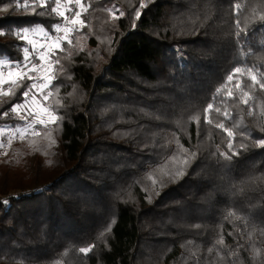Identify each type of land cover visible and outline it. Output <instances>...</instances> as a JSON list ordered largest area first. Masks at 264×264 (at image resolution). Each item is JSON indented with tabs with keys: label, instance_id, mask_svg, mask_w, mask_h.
Listing matches in <instances>:
<instances>
[{
	"label": "trees",
	"instance_id": "16d2710c",
	"mask_svg": "<svg viewBox=\"0 0 264 264\" xmlns=\"http://www.w3.org/2000/svg\"><path fill=\"white\" fill-rule=\"evenodd\" d=\"M46 3L0 0V59L21 60L16 31L60 23ZM82 3L85 25L53 58L58 122L0 157V264H264V0ZM16 83L0 126L21 123Z\"/></svg>",
	"mask_w": 264,
	"mask_h": 264
},
{
	"label": "snow or ice",
	"instance_id": "6c2138e0",
	"mask_svg": "<svg viewBox=\"0 0 264 264\" xmlns=\"http://www.w3.org/2000/svg\"><path fill=\"white\" fill-rule=\"evenodd\" d=\"M11 2V0H10ZM151 2V0H149ZM73 4L79 6V8L84 9L86 11L87 9L84 8V5L82 3V0H68V3L65 7V10H61L62 0H55V6L50 8V13H47L48 15L56 14V16L61 17L63 19V23H54L51 28V32L45 30L44 28L39 29V38H35V34L37 30L35 28H29L24 27L21 30H18L15 32V35L20 37V40L26 41L28 46H31V53L35 54L34 59L37 61H40V63H34L33 62V55L30 54L29 47L24 46L23 47V57L21 60H15V61H9V60H0V86L4 85L5 83H9V81H5L3 79V68H8V75L11 76L13 72H16L19 74L20 80L22 81L25 76H27L29 79L33 80V83L31 85H26L25 91L22 93V96L24 97V100L22 103L13 104L11 108V112L15 113L17 117L24 122L23 125H4L3 127H0V147L5 146V140H7L8 145H11L12 140L19 137V139L24 140L29 135L37 136L40 135V129L41 128H48L50 124H56L58 122V117L54 115L55 108L52 106H47L44 110V112H36L32 110L31 105L28 103V98L31 96L33 100L37 99L38 97H43V99L46 101L47 96H45V91L47 90L49 95L51 94V90L53 87L52 80L55 79V68L53 67V73L48 79L47 83L43 82L42 77H35L33 78L30 73L37 72L42 70L45 67V59L47 57V64L52 65H59L60 60L59 59H53L57 52L64 50V44H71L72 43V34L75 32L80 31V28H77L76 25L79 24L81 28L85 25V21L81 19L83 12L79 10L73 9ZM17 6L23 7L24 9H27L29 6L33 7V10L37 7L45 8L49 5L46 3V0H33V3L30 5L27 0L26 2L21 6L19 3V0H17ZM147 5L141 4L140 8H145ZM236 9H240V5L237 4ZM3 11H8V7L3 8ZM46 13L44 12H36V15L44 16ZM121 16L124 15V13H120ZM141 16V12L138 10L136 12V17L139 19ZM262 25H264V15L260 16L259 18ZM237 25V31L235 33L236 35V41L241 46L243 45V42L241 40V35L245 38H247L249 33L248 27H240L239 20L236 21ZM52 32H55L56 35L53 36ZM33 35V38H29V34ZM2 35H10L12 34L11 30H7L3 33H0ZM42 41V43H40ZM37 43H40V47L37 48ZM54 45V47H53ZM179 52L180 50L177 49ZM244 71L242 68L237 67L234 69L232 73H230L227 77V80L225 82L224 86H227L230 84L234 78H236L237 73H242ZM249 72L252 71V69H248ZM252 80L255 83L256 77L252 76ZM11 83L16 84V87L19 88L21 84H17L15 81H12ZM237 87L242 88L243 85L238 81ZM262 88H264V84L261 85ZM36 89L37 91H33ZM222 89H217V95H219L220 91ZM11 91V90H10ZM5 96H8L10 92L5 91L2 93ZM12 95H15V92H11ZM245 96L248 94L245 92ZM228 98H232L231 92H229ZM243 103L247 104V100H242ZM214 109V104L209 103L208 107L206 109V117L205 120L207 123L211 124L212 119L210 116L211 111ZM217 112L220 111L219 108L215 109ZM252 111H249V115H252ZM9 115V112L5 111L3 112V116L7 117ZM225 119H230L231 114L225 112L224 113ZM197 123H199V118H196ZM217 128L224 129L227 131L229 137H233V132L229 129L225 128V125L223 122L218 123L215 125ZM264 131V129H262ZM48 137H51V133L47 132L45 133ZM51 143H55L54 140L51 141ZM255 144L257 147L264 148V139H257L255 140ZM228 150L232 153L231 156H228L227 153H221L225 157V159L231 160L232 157L240 155V151L234 148L233 141L230 140L228 145ZM246 145H241V149H246ZM195 155V154H193ZM187 163V161H185ZM179 175H184L183 172L179 173ZM4 203H7L5 201ZM217 243L223 244L224 240L221 238ZM90 251V248L82 247L80 248V252L82 253H88ZM211 251V249H209Z\"/></svg>",
	"mask_w": 264,
	"mask_h": 264
},
{
	"label": "rangeland",
	"instance_id": "374dc122",
	"mask_svg": "<svg viewBox=\"0 0 264 264\" xmlns=\"http://www.w3.org/2000/svg\"><path fill=\"white\" fill-rule=\"evenodd\" d=\"M54 2H55V0H54ZM67 3H68V0H62V5H61V10H62V11L65 10V7H66ZM54 6H55V5H54ZM72 6H73V9H74V10H79V11H82V12H83V10H84V9L79 8V6H77V5H75V4H73ZM112 15H114V14L112 13ZM59 18H60V20H61L60 23L62 24L64 21H63V19H62L61 17H59ZM76 27L79 28L80 25L77 24ZM29 28H35V29L37 30V32H36V34H35V38L38 39V38H39V29H40V28H43V27H40V26H29ZM51 28H52V27H51ZM22 29H23V28H22ZM20 30H21V29H20ZM45 30H46V29H45ZM47 31H50V32H51V29H49V30H47ZM52 35L55 36L56 33H55V32H52ZM29 38H33V35H32L31 33L29 34ZM19 39H20V37H19ZM21 41H22V40H21ZM22 43H23V47H24V46H28L27 43H26V41H22ZM40 43H42V41H41ZM40 43H37V45H36L37 48L40 47ZM23 47H22V51H21V59H22V57H23V55H24V53H23ZM28 47H29L30 54L33 55V62H34V63H40V61H37V60L34 59L35 54H34V53H31V46H28ZM53 47H54V45H53ZM0 60H5V59H0ZM53 67H54V65L50 66V65L47 64V57H46V59H45V67H44L42 70H40V71L30 73V75H31L33 78H35V77H42V78H43V82H44V83H47L48 79L50 78V76H51L52 73H53ZM2 71H3V79H4L5 81H9V83H5L4 85L0 86V94H2V93L5 92V91H8V88L13 84V83H11L12 81H15V82H16L17 80L20 79L19 74L16 73V72H13V74H12L11 76H9V75H8V71H9V69L6 68V67L3 68ZM24 79H28V85H31V84L33 83V80H32V79H29L27 76H25ZM33 91L35 92V91H37V90L34 89ZM45 96H47V97L49 96V93H48L47 90L45 91ZM47 99H48V98H47ZM23 100H24V97H22V101H21L20 103H22ZM46 102H47V100L45 101V100L43 99V97H38V98L35 99V100H33V99L31 98V96L28 98V103H29V105H31L32 110H33V111H36V112H41V113L44 112L45 108L47 107V103H46ZM13 114H15V113H13ZM15 115H16V114H15ZM16 117H17V115H16ZM17 118H18V117H17ZM18 119H19V118H18ZM19 120H20V119H19ZM20 122H21V123H20L19 125H23V124H24V122H23L22 120H20ZM17 125H18V124H17ZM0 127H3V126H0ZM14 140H19V137L13 139L12 142H13ZM7 146H8V143H7V140H5V146H4V147H0V157L5 153V151H6V149H7Z\"/></svg>",
	"mask_w": 264,
	"mask_h": 264
}]
</instances>
